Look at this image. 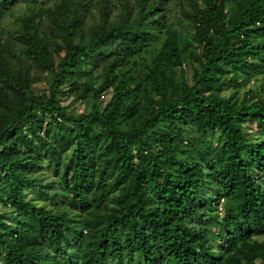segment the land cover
<instances>
[{
	"label": "trees",
	"instance_id": "obj_1",
	"mask_svg": "<svg viewBox=\"0 0 264 264\" xmlns=\"http://www.w3.org/2000/svg\"><path fill=\"white\" fill-rule=\"evenodd\" d=\"M0 264H264V0H0Z\"/></svg>",
	"mask_w": 264,
	"mask_h": 264
},
{
	"label": "rangeland",
	"instance_id": "obj_2",
	"mask_svg": "<svg viewBox=\"0 0 264 264\" xmlns=\"http://www.w3.org/2000/svg\"><path fill=\"white\" fill-rule=\"evenodd\" d=\"M44 85H45V83H44V82H42V83H39L38 85H36V86L34 87V89H35V90H40L41 88H43V87H44ZM80 108H82V106H81Z\"/></svg>",
	"mask_w": 264,
	"mask_h": 264
}]
</instances>
